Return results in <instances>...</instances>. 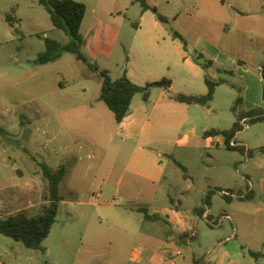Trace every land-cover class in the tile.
<instances>
[{
  "label": "rangeland",
  "instance_id": "1",
  "mask_svg": "<svg viewBox=\"0 0 264 264\" xmlns=\"http://www.w3.org/2000/svg\"><path fill=\"white\" fill-rule=\"evenodd\" d=\"M76 1L87 7L81 31L85 41L82 53L102 70H108L112 79L122 77L131 61L137 76L147 79L146 83L174 79L175 94L203 95L200 94L206 89L203 77L195 79L193 84L184 81L191 74L182 65L169 38L179 33L180 44L192 59L202 55L205 62L213 63L204 69L206 77L226 81L215 89L210 113L205 107L193 106L189 122L170 129L159 128L163 135H171L173 139L189 136L190 140L189 147L173 145L161 155L155 150L157 164L163 163L167 177L158 189L157 199L168 204L171 200L179 201L181 188L190 180L213 190L211 198L216 214L228 211L233 202L238 216L237 221L225 220L218 226L202 220L201 228L206 233L199 240L190 241V248H183L174 264H194V260L200 264L206 260V264H227L225 248L238 253L241 264H264V152L261 151L264 121L247 120L249 128H243L229 142L246 148L245 153L228 149L223 136H220L222 143L214 142V149L204 144L198 149L191 146L194 137L203 138L205 130L230 131L233 128L236 122L233 106L238 97L243 100L244 110L264 111V0H249L254 2L253 6L249 5L250 9L257 12L253 13L255 24L249 25L255 31L251 41L245 40L238 30H231L227 35L233 21L239 23L240 8L248 9L242 0L238 3V0H227L225 5L221 0H146L150 7L169 18L168 24L161 23L166 39V42L160 39L164 44L162 51L145 44L152 38L151 24L158 19L152 11L144 12L141 2ZM231 1L236 3L234 8L229 6ZM139 26L142 30H137ZM47 38L62 44L71 40L64 31L54 28L50 15L38 0H0V184L2 180L10 182L15 176L9 157L19 155L21 163L31 156L38 160L36 166L34 160L29 159L26 167L36 166L38 174H31L34 194L11 206L7 202L0 203L2 216L6 218L20 212L35 216L47 204L49 183L43 177L39 162L54 171L60 167L67 169L60 186L63 201L43 248L28 249L21 242L0 235V264H107L112 261L129 264L135 249L131 248V236H134L132 245H139L145 231L154 233L157 229L145 221L143 214L127 211L129 206L114 198L116 188L110 186L108 176L112 175L109 174L111 168L116 173L134 164L133 148L140 138L141 127L132 123L137 118L132 113L124 119L130 116L123 127L112 132L111 138L110 130L102 132L101 121L82 118L86 114L91 118L97 116L98 111L83 107L88 103L101 104L103 110L110 112L99 101L102 78L69 53L57 61L37 65L35 61L45 51ZM215 49L222 54L217 56ZM241 58L247 65L243 70H248L249 74L235 77L233 72H225L224 67L233 69L236 60ZM153 90L149 96L151 104L150 101L145 103L150 108L159 99L162 89ZM136 100H143L141 94ZM146 112L147 109L142 116ZM129 131L130 135L123 142V132ZM156 147L164 149L166 145ZM142 186L147 187L144 183ZM250 191L253 197L246 198ZM232 195L234 199L230 202ZM108 204L115 205L109 207ZM199 205L204 204L201 201ZM229 213L232 216V212ZM235 231L238 240L228 243L227 247L217 246L215 252L210 246L214 243H205L207 237L224 240ZM131 233L134 235L128 239H120L121 234ZM145 249L155 251L157 248ZM252 253L262 254L259 262Z\"/></svg>",
  "mask_w": 264,
  "mask_h": 264
},
{
  "label": "crops",
  "instance_id": "2",
  "mask_svg": "<svg viewBox=\"0 0 264 264\" xmlns=\"http://www.w3.org/2000/svg\"><path fill=\"white\" fill-rule=\"evenodd\" d=\"M242 1L248 8H240L241 13H238L237 18H239V23L242 24L240 25L237 21H233V28H227V35L230 34L231 30H238L240 31V35L245 40L251 41L253 38H255V31L253 32V28H250L249 25L255 24L253 13L257 14V12L250 9V7L254 5V2H250L249 0ZM238 2L239 0L237 1V3ZM221 3L225 5L227 3V0H221ZM234 4L236 3H234V1H231L229 6L231 8H234ZM82 29L83 25L81 31ZM150 29L152 32V38L148 42L146 40L145 44L150 46L152 49L162 51V47L164 44L161 41L164 40V42H166V39H164L163 37L164 28L161 22H153ZM137 30H142V26H139ZM161 38H163V40H160ZM169 38L172 41L171 44H173V46L176 48L179 58H181L182 60V65L186 67V69L192 75L188 76L184 81L193 84L195 79L203 77L207 91L205 89L200 94L206 95L208 93V86L206 84L207 77L204 72V68L194 62L191 56L188 55L186 48L185 50L184 48H182V44H180L182 41L180 39H174L170 36ZM215 51L217 56H219V54H222L218 49H215ZM239 61H242L244 65H239ZM245 66H247L246 62L243 58H241L236 60V65L233 67V69L227 70V67H224V70L226 73L233 72L235 74V77H238V75L241 76L243 74H249L248 70H243ZM124 73H126L127 77L134 84L140 87H144L149 84L146 83L147 79H140L137 76L135 70L131 67V61H129L128 69L125 70ZM236 81L239 82L237 78ZM60 86L62 87L63 83H60ZM174 87L175 80L173 79L172 87L170 90L171 94H175ZM153 89L151 90V93L152 91H154ZM169 94L170 93L168 91L162 89L159 99L155 103H153L152 108L145 104L149 101V103L151 104V97H149V99L145 101L143 96L141 95L143 98L141 102H136L138 101L136 100V97L133 99L128 115H132L133 113L134 117L137 118L136 120H133L132 123H135L137 125V128L141 127L140 138L138 139L137 145L133 148L134 160L132 162H134V164H131V166L125 167L123 171H117L116 173L114 172V168H111V170L109 171V174H112L108 176L111 181L110 186L116 188L114 198L121 200V202H123L122 204H127L129 206V208L127 207V211L143 214L145 221L149 224H152L157 229L156 231H154V233L149 230L145 231L142 235V242L139 245H132V239L134 236L131 235H134V233H131L130 235H120V239L122 240H126L129 236H131V248H135L131 252V259L129 264H174L178 257L182 255L183 248H190V241L199 240L200 237L206 233V231L201 228L202 220H205L207 224H214L216 226L222 225L225 220L233 222L238 220L236 210L233 208V195L228 199V201L232 202L230 204L232 208H229L228 211H219V213L216 214L212 203L213 197L211 198V196L214 194L213 190H211L209 186L198 185L190 180H187L186 186L181 188V197L179 201L171 200L169 204L167 202H158V189L162 186L167 177L166 169L162 165L163 163L157 164L156 158L154 156L155 150H158L157 153L161 155L165 150H167V148H170L173 145H182L189 147L190 140L189 136H186L183 139H173L171 135H163L162 132H160L162 129L159 128L163 126L164 128L170 129V127L178 125L182 122L187 123L191 120L190 117L192 110L190 107H202L199 105L190 106L176 103L170 100ZM151 95L152 94H150V96ZM187 95L197 94L194 93ZM61 107H63V105H61ZM83 107L98 111L96 117L91 118V115L86 114L82 115V118L89 120L97 119L101 121L100 128L102 129V132L106 129L110 130L111 138H113L112 134L118 129V127H123L124 122L127 121V119L130 117L129 116L121 124H118L116 122L114 113L107 107V105L106 107L110 112L103 110L104 106H102L101 104H95L94 106L93 103H88ZM205 108L209 109V113L212 111L211 105ZM146 109V114L142 116L143 112ZM205 132H207V130H205L204 133ZM129 135L130 131L127 133L123 132V142L126 141ZM222 141L223 140L222 138H220V136H203V138L201 139L200 137H194V144L191 146L195 149H198L202 146V144H204L206 148L214 149V147H216L214 145V142L222 143ZM224 142L226 145H228L226 139ZM156 145H166V147L164 149H159L156 147ZM13 157L17 159H13ZM13 157H9L8 162L11 163L10 166L14 168L13 173L15 176L10 182L2 180L0 184V203L7 202L8 206H11V204L18 202V200L23 201L24 199H28L34 194V178L31 177V174H38L36 171V164L38 162L36 157L31 156L30 158H25L23 160V163L19 161V155H14ZM29 159L32 161L34 160L36 165H34V168H26L28 167L27 161ZM174 160L176 159L174 158ZM143 183L147 185V187L142 186ZM143 187L145 188L143 189ZM123 189H125L124 196H122ZM97 196L100 197L101 195L98 194ZM138 201H141V203H135ZM201 201L204 204L203 206L199 205V202ZM157 203H159V205L155 206ZM192 204L197 205H195V207H192ZM114 205L115 204H108L109 207H114ZM229 211L232 212V216L234 218L230 215L231 213H229ZM214 214H216L217 217H215ZM237 240L238 232L235 231L233 235L227 236L224 240H219L217 239V237H214V239L211 240V238L207 237L205 243H214L210 246L212 249L214 248L215 252V248L217 246L219 247L225 245L227 247L228 243ZM109 241L111 244H113L111 237H109ZM145 248L157 249L155 251H151ZM225 250L227 264L242 263L239 259L238 253H235L233 250H230L228 248H225ZM213 254V251H211V256ZM214 257H212L211 260H213ZM206 262L207 260L204 262V264H206ZM181 263H184V261L181 260ZM107 264L123 263L112 261ZM194 264H200V262L198 260H194ZM210 264L213 263L210 262Z\"/></svg>",
  "mask_w": 264,
  "mask_h": 264
},
{
  "label": "trees",
  "instance_id": "3",
  "mask_svg": "<svg viewBox=\"0 0 264 264\" xmlns=\"http://www.w3.org/2000/svg\"><path fill=\"white\" fill-rule=\"evenodd\" d=\"M142 3L143 11H152L158 21L163 24L169 23V18L160 14L156 8L150 7L146 0H137ZM39 4L43 6L48 14L54 28L64 31L69 37L70 42L62 44L56 40L45 39L46 49L43 53L39 54L35 61L37 65H46L51 62L57 61L65 53H69L75 56L76 60L92 72L97 73L102 78V87L100 100L104 102L107 107L114 113L116 122L121 124L127 117L133 99L141 94L145 101L149 99L151 90L153 88H162L168 91L170 100L185 104V105H199L202 107H209L212 103L215 95V89L218 86L224 85L225 80H212L206 78V84L208 86V93L206 95H187V94H171L170 90L172 82L169 79H163L159 82L149 83L144 87H140L134 84L124 73V75L114 80L110 76L108 70H102L98 65L92 63L83 53L82 47L84 46V38L81 33V28L84 19L87 14V7L84 3L76 0H38ZM11 26L14 28L10 18H7ZM19 33L18 29H15ZM174 39H180L182 36L179 33H173ZM202 55L194 56V62L204 69H208L213 63L205 62ZM239 65L243 66L242 61L238 62ZM264 78V68H263ZM233 112L236 114V122L230 131L211 130L205 132V137H216L223 136L228 142V149H235L242 153L246 152V148L243 146L232 147L230 141L235 139L237 133L243 130L241 122L246 119L251 123L263 122L264 111L259 108L252 110L243 109V100L238 97L233 106ZM264 152V148L261 149ZM42 170L43 177L49 183V197L48 202L42 207V210L35 216H28L23 212L16 215H12L4 218L0 210V235L11 238L16 242H21L26 248L32 250L42 249L44 241L48 238L53 225L56 222V218L59 212L60 203L63 198L60 194V186L67 175V169L60 167L54 171L45 163H38ZM253 191H250L246 198H252ZM252 256L257 262L262 257V254L252 253Z\"/></svg>",
  "mask_w": 264,
  "mask_h": 264
},
{
  "label": "built area",
  "instance_id": "4",
  "mask_svg": "<svg viewBox=\"0 0 264 264\" xmlns=\"http://www.w3.org/2000/svg\"><path fill=\"white\" fill-rule=\"evenodd\" d=\"M241 124H242L243 128H245V129H248V128H249L248 125H247V120H246V119H244V120L241 122ZM230 145H231L232 147H236V146H238V144L235 143L234 141H233ZM224 194H225V196L227 195L225 192H224Z\"/></svg>",
  "mask_w": 264,
  "mask_h": 264
}]
</instances>
